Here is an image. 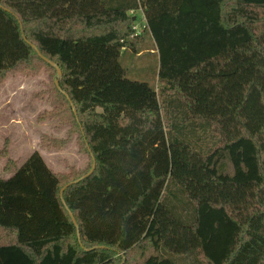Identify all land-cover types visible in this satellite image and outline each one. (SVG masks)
Returning <instances> with one entry per match:
<instances>
[{"label":"trees","instance_id":"1","mask_svg":"<svg viewBox=\"0 0 264 264\" xmlns=\"http://www.w3.org/2000/svg\"><path fill=\"white\" fill-rule=\"evenodd\" d=\"M147 32L154 85L120 61ZM42 68L70 128L40 145L89 163L6 141L0 264H264V0H0V82Z\"/></svg>","mask_w":264,"mask_h":264},{"label":"rangeland","instance_id":"2","mask_svg":"<svg viewBox=\"0 0 264 264\" xmlns=\"http://www.w3.org/2000/svg\"><path fill=\"white\" fill-rule=\"evenodd\" d=\"M137 31L147 25L144 11L134 12ZM152 34L147 32L144 51L136 55L132 50L122 52L120 61L127 69L128 77L154 85L157 81L156 68L159 54ZM50 74L42 68L38 74L24 72L9 73L0 82V151L8 141V157L17 166L22 164L35 150L39 151L46 163L56 172H70L72 167L85 169L89 156L79 152L76 135L63 149H47L40 145L43 135L66 138L69 125L60 119L39 120L45 111H52L55 105L49 95ZM40 94V95H38ZM8 157H0V177L9 178L13 171L5 170Z\"/></svg>","mask_w":264,"mask_h":264},{"label":"water","instance_id":"3","mask_svg":"<svg viewBox=\"0 0 264 264\" xmlns=\"http://www.w3.org/2000/svg\"><path fill=\"white\" fill-rule=\"evenodd\" d=\"M51 63H52L53 65L56 66V68H57V70H58V76H60L61 73H62L61 69H60L56 64H54L53 62H51ZM58 83H59L58 80H56V84H57V85H58ZM94 168H95V163L93 164V167H92V169L90 170V172L88 173V175L91 174V173L93 172ZM67 186H68V185H66V186L62 189V191H61V195H62L64 189H65ZM71 215H72V217H73V221L76 223V220H75V218H74V216H73L72 213H71Z\"/></svg>","mask_w":264,"mask_h":264},{"label":"crops","instance_id":"4","mask_svg":"<svg viewBox=\"0 0 264 264\" xmlns=\"http://www.w3.org/2000/svg\"><path fill=\"white\" fill-rule=\"evenodd\" d=\"M20 165H21V164H20ZM20 165H19V166H20ZM12 174H13V173H12ZM12 174H11V175H12Z\"/></svg>","mask_w":264,"mask_h":264}]
</instances>
